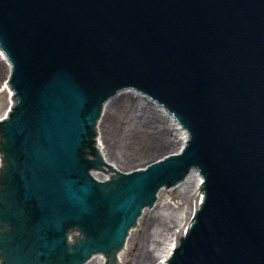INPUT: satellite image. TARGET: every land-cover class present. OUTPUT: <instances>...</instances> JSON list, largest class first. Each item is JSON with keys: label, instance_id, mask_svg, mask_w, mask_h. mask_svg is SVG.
I'll return each mask as SVG.
<instances>
[{"label": "water", "instance_id": "95a60500", "mask_svg": "<svg viewBox=\"0 0 264 264\" xmlns=\"http://www.w3.org/2000/svg\"><path fill=\"white\" fill-rule=\"evenodd\" d=\"M0 45L16 92L0 124V264L118 250L158 192L196 167L204 197L170 264H264V0H0ZM123 92L191 139L97 182V121Z\"/></svg>", "mask_w": 264, "mask_h": 264}, {"label": "rangeland", "instance_id": "374dc122", "mask_svg": "<svg viewBox=\"0 0 264 264\" xmlns=\"http://www.w3.org/2000/svg\"><path fill=\"white\" fill-rule=\"evenodd\" d=\"M0 63L3 64V66L1 65L2 68H0V120H2L9 109L11 95L8 87H6L7 77L9 74V72L6 70L7 66L4 64V62ZM135 101H137L138 104L140 103L139 99L131 96L129 100L119 101L117 106L109 110L110 113L104 119V123L102 125L103 132L101 133L100 137L103 142V148L107 154L108 160L115 162L124 172L135 170L137 168H145L152 162L167 156L168 153L174 152L175 148H177L176 144L178 143V141L177 143L174 141L176 139L175 133L172 132L168 126H166L167 122H161L162 120L157 119V125L159 126L158 131L162 130L161 133H163L161 138L163 139L164 144L162 146H159L160 144L156 145L154 143L156 140H149L145 136H136L132 141L129 140L127 144H124V139H120V137L123 136L121 135L123 129L129 124L132 125V123L138 119L135 115V106H132L134 105ZM139 112L140 111L138 109L136 113ZM132 127L134 128V126ZM149 127H151V125L146 127V132L150 134L151 129H149ZM116 140L119 144L121 143L123 145H119V147H117ZM191 188L193 189V187ZM191 196L192 199H194L197 194L193 191ZM155 202V205L153 204L151 208L144 209L146 210V213H144V211L142 212L144 213V215H141V217L143 216L142 222H146V217H148V214L153 210L151 220L148 223L149 226L155 224V228L156 225L164 223L163 217L159 216V214L161 215L163 211H170L176 214L174 218L168 220L167 224L169 226L174 227L175 225L179 224H173V222H175L176 217L179 216H177V213L181 212V208L186 206V202H184L185 204L182 203V196H180V190L178 187L162 190L160 197L156 199ZM188 217L189 215H187V218H185V222L188 221ZM143 228L144 226L133 232L131 244L129 245L131 249H127L125 251L123 264H135V258L140 249V242L145 240L146 242L149 241V244L153 243V230L147 231L145 228ZM156 249H158V247H156ZM151 255H155L154 250L152 251ZM149 260L150 261L147 264H153L156 258L152 257ZM91 264L98 263L94 261Z\"/></svg>", "mask_w": 264, "mask_h": 264}, {"label": "bare ground", "instance_id": "6f19581e", "mask_svg": "<svg viewBox=\"0 0 264 264\" xmlns=\"http://www.w3.org/2000/svg\"><path fill=\"white\" fill-rule=\"evenodd\" d=\"M0 62H4V64L7 66V71H10V66L8 64V57L7 55L4 53L3 49L1 48L0 45ZM3 64L0 63V68H2ZM4 68V67H3ZM127 96V98H126ZM132 95L123 92V97L121 98H116V99H111L107 102L104 111H103V115L100 119V123H99V131L102 133L103 132V128L102 125L104 123V119L106 118V116L110 113V109L114 108L115 106H117L119 101H125V100H129L131 98ZM137 98V97H136ZM139 99V98H137ZM140 103L138 104L137 101H135L134 105H132L133 107L135 106V115L137 116L138 119H136V121H134L132 123V125H128L126 126V128L123 129V132L120 137V139H124V144H127L130 141H132L136 136H145L147 139H154L156 140V142H154L156 145L160 144L159 146H162L164 144L163 139L161 138L163 133H161L162 130L158 131V125H157V119L166 121L167 124H169V117H161V109L150 104L147 103L141 99ZM139 109V113H136V111ZM158 120V121H159ZM149 125H151V127H149V129H151V133H147L146 132V127H148ZM134 126V128L132 127ZM169 129L175 133L176 139L174 140L176 143L178 141L177 148H175L174 152L168 153L169 154H177L178 152H180L183 147L185 146V143H181L182 138H183V134H178V128H174V127H170L168 126ZM134 129V131H133ZM161 129V128H160ZM119 145H123V144H119L118 141L116 140V146L119 147ZM114 164V163H112ZM115 165V164H114ZM193 187V189L191 188ZM178 189L180 190V196H182V203L185 204L184 202H186V206L181 208V212L177 213L176 220L175 222H173V224L175 223H179L178 225H175L174 227L169 226L167 224L169 219H172L175 217V213H172L170 211H163L162 214L159 216L163 217V222L160 225H156L154 228L155 224H152L151 226L148 225L149 221L151 220L152 214H153V210L148 214V217H146V222H142L143 220V216L139 217L136 221L135 227L138 228H142V226H144V228L147 231H152L154 234V239H153V243L149 244L150 242H146L145 240H143L142 242H140V249L139 252L135 258V264H147L150 260V258H156V260L153 262V264H170V261L172 260V255L174 254L175 249L178 248V246L181 243V239L186 235V232L189 230V219L192 215H194L195 213H197L199 207L202 204V200H201V178L199 176L198 173L194 174V180L193 179H185L184 183L181 184L180 186H178ZM195 192L196 194H198L194 199H192L191 193ZM162 192V190L158 193L159 197H160V193ZM157 195V196H158ZM188 197V198H187ZM194 201V202H193ZM156 203V202H155ZM155 205V204H154ZM178 207L180 208V206L178 205ZM155 209V208H154ZM190 210V211H189ZM144 213H146V210H144ZM144 213H142L144 215ZM141 214V215H142ZM187 215H189L188 217V221L185 222V218H187ZM146 225V226H145ZM143 228V229H144ZM137 231L136 229H128V235H127V243L123 246V248L120 251H116L115 256L116 259L118 261V264H123L124 263V254L125 251L128 249L130 250L131 247H129V245L131 244V238H132V234L133 232ZM158 238V239H157ZM156 247H158V249H156ZM161 247V248H160ZM154 250L155 255H151L152 251ZM103 255L104 254H92V257L89 258L86 261V264H91L92 262H97L98 264H102L103 263ZM151 264V263H149Z\"/></svg>", "mask_w": 264, "mask_h": 264}]
</instances>
